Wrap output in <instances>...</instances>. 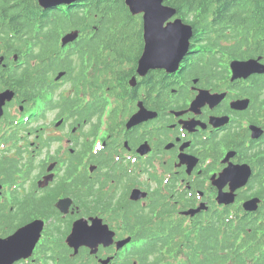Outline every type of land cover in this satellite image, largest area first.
Masks as SVG:
<instances>
[{
	"label": "flooded vegetation",
	"instance_id": "1",
	"mask_svg": "<svg viewBox=\"0 0 264 264\" xmlns=\"http://www.w3.org/2000/svg\"><path fill=\"white\" fill-rule=\"evenodd\" d=\"M59 8L64 9H56ZM195 12L198 11H191ZM199 20L202 19H196ZM225 27L212 21L194 28L189 50L175 71L150 69L139 76L137 60L136 68L127 69L131 78L136 77V85L127 86L128 79L123 88L117 77L114 86L120 89L115 90L119 98L105 106L108 111L101 117L93 112L96 98L86 97L91 91L85 88L79 57L80 93L72 118L68 113L70 106L61 97L63 92L57 97L64 80L56 81V74L42 83L40 93L36 84L25 96L14 89L15 95L6 102L0 118V249H10L2 241L27 230L34 221L41 220L43 225L33 250L28 247L35 238L36 227L12 241L11 254L20 256L13 264H104L108 258L106 264H143L134 254L133 241L117 247L119 241L130 237L127 220L120 218L126 215V206L155 204L172 209V186L176 192L174 202L183 210L202 202L215 205L208 194L218 190L210 184V177L229 162L248 163L264 146V133L253 138L251 130L252 125L264 129V105L257 106L255 97L249 94L255 81L264 75L231 81L230 63L237 58H230L220 48L228 41L237 47L246 46L249 41L252 47L256 44L254 30L248 32L244 28V35L239 31L232 34L230 29L222 33ZM143 49L139 26V57ZM111 89L107 87L109 92ZM223 93L222 99L213 96L211 102H194L198 95ZM244 98L251 99L246 109L232 107L233 101ZM140 106L157 116L128 127ZM86 108L92 111L90 117L81 115ZM54 109L57 114L49 120ZM215 117L224 121L214 123ZM64 125L74 129L71 137L60 132ZM65 141L72 146L65 149ZM229 151L236 153L225 161ZM251 188L250 183L239 192ZM133 189L147 191L149 197L130 201ZM260 189L264 191V186ZM67 197L73 199V204L64 214L56 204ZM82 217L104 218L115 232L114 242L108 247L101 244L96 254L87 246L78 250L71 247L68 235L73 223ZM253 221L258 227L261 224L260 220Z\"/></svg>",
	"mask_w": 264,
	"mask_h": 264
},
{
	"label": "trees",
	"instance_id": "2",
	"mask_svg": "<svg viewBox=\"0 0 264 264\" xmlns=\"http://www.w3.org/2000/svg\"><path fill=\"white\" fill-rule=\"evenodd\" d=\"M105 2L102 0L98 2L96 8L98 13L104 8ZM165 2L177 7L184 17L189 16L187 20L191 19V15L184 13L185 11H201L203 13L196 17L208 21L213 14V23L227 26L221 29L222 33L228 29L235 32L237 30L233 29L244 28L250 32L253 28L256 33V44L253 49L251 47L249 49L252 55L264 54V0H222L218 5L215 4V0H165ZM106 8L108 20L103 22L99 29L102 35L111 33L110 26L127 29L129 24H136L132 23V17L124 4ZM89 10L88 5L75 4L69 6L67 10L43 12L36 0H0V52L7 57L18 54L23 59L17 64V69H11L9 66L0 68L1 84L20 89L23 95H27L28 90L32 89L30 83L48 82L58 70L66 69L74 87L77 76L72 75L73 50L66 54V60L60 62L57 59L59 57L55 55L58 51L57 39L63 31L88 28L92 22ZM197 18H193L194 24ZM208 21L199 22L205 24ZM105 39L106 37L96 38L97 41ZM102 45L104 43L96 46L97 59L104 58L107 61L109 55L112 57L116 55L113 51L111 54H104L102 50L106 47H101ZM227 50L234 56L242 57L241 48L238 50L230 46ZM247 53L249 51L243 52ZM82 59H85L84 55H81L83 65ZM36 89L39 91L37 86ZM254 91L259 105L263 101L259 100L261 94H258L260 91L264 93L263 88L257 84ZM249 94L254 93L251 90ZM62 99L65 105L70 107L76 101L75 97ZM257 157L259 159H256ZM253 159H256L254 163L260 168L257 179L261 181L264 178V148L257 151ZM258 193L262 195L260 191ZM174 207L172 205V214L169 206L159 209L155 205L144 210L129 208L128 217L125 219L127 229L135 235L139 243L141 242L139 248L134 247V254L142 259L143 264H264L262 238H256L264 226V220L259 227L256 221L247 216H241L236 220L238 212H232L228 208L209 210L194 217L193 220H185L174 213Z\"/></svg>",
	"mask_w": 264,
	"mask_h": 264
},
{
	"label": "water",
	"instance_id": "3",
	"mask_svg": "<svg viewBox=\"0 0 264 264\" xmlns=\"http://www.w3.org/2000/svg\"><path fill=\"white\" fill-rule=\"evenodd\" d=\"M80 0H39L41 6L45 8L58 6L61 4H72ZM127 6L133 14H144V34H145V49L139 62V72L144 73L147 69L152 67H168L176 69L180 60L184 57L189 48V41L192 35V26L185 24L182 19L178 18L175 21L170 19L176 14V9L172 6L165 5L164 0H125ZM79 36V31L68 33L63 38V43L67 44L76 40ZM260 57L257 59H249L245 61L234 60L231 63L233 69L232 79L248 77L254 73H264V64L260 62ZM4 56L0 57V64H2ZM64 73H60L57 77L59 79ZM13 91L6 90L0 93V115L3 112V105L7 100L13 97ZM223 97V95H221ZM249 104V99L236 100L232 102L235 108H245ZM142 112L137 113L132 120L143 119ZM258 130L256 136L260 135ZM232 155L230 153L228 158ZM252 174V170L248 165L228 166L219 176L214 179V184L220 188L217 197L220 203L230 204L235 201V191L244 185ZM215 178V177H214ZM230 182V191L223 192L222 188ZM138 194V193H136ZM141 194V195H140ZM139 197L144 196L145 193H140ZM137 196L133 194V198ZM258 197L252 198L244 203V208L248 211H255L258 209L260 203ZM205 206L198 209L189 210L187 214H194ZM92 224H89L87 219H80L73 225L71 234L68 237V242L71 246L79 247L80 245H88L96 251L99 244L103 243L109 245L113 242L114 232L109 230L108 225L103 224V220L99 218H92ZM36 223L27 226V230L18 232L15 237L9 240L2 241V244L10 245V249H0V264H10L17 256L12 255L13 250L12 241L20 236H25L31 232L30 228ZM91 229V231L89 230ZM37 237V236H36ZM26 240V239H25ZM28 240V238H27ZM32 240L29 239V243ZM130 241L127 239L119 243V247ZM1 245V244H0ZM16 249V248H15Z\"/></svg>",
	"mask_w": 264,
	"mask_h": 264
},
{
	"label": "rangeland",
	"instance_id": "4",
	"mask_svg": "<svg viewBox=\"0 0 264 264\" xmlns=\"http://www.w3.org/2000/svg\"><path fill=\"white\" fill-rule=\"evenodd\" d=\"M137 18H134L133 22L136 20ZM132 22V23H133ZM232 41H228V42H223V45H231ZM139 52V51H138ZM137 52V54H138ZM74 89L72 87V83L68 82L67 80L64 81V83L59 87L58 92H57V97L59 96L60 92H63L65 95H70L71 93H73ZM57 114V110L54 109L52 110V112L49 113V120H51L53 117H55V115ZM60 132H63L64 134H67V127L63 129V131L61 130ZM178 261V260H176Z\"/></svg>",
	"mask_w": 264,
	"mask_h": 264
},
{
	"label": "snow or ice",
	"instance_id": "5",
	"mask_svg": "<svg viewBox=\"0 0 264 264\" xmlns=\"http://www.w3.org/2000/svg\"><path fill=\"white\" fill-rule=\"evenodd\" d=\"M91 231V229H89Z\"/></svg>",
	"mask_w": 264,
	"mask_h": 264
}]
</instances>
